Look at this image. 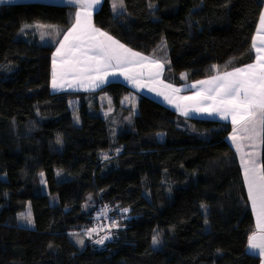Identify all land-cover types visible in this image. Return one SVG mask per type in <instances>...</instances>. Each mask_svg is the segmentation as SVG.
Returning a JSON list of instances; mask_svg holds the SVG:
<instances>
[{
  "label": "trees",
  "instance_id": "1",
  "mask_svg": "<svg viewBox=\"0 0 264 264\" xmlns=\"http://www.w3.org/2000/svg\"><path fill=\"white\" fill-rule=\"evenodd\" d=\"M124 4L116 15L105 0L95 25L144 55L166 52L167 82L192 83L214 75L213 65L230 71L254 60L264 0ZM76 10L0 3V264H260L247 247L255 218L231 123L185 118L136 94L132 121L112 125L99 99L110 96L123 111V99L134 93L128 86L52 92V55L63 32L42 43L36 31L21 29H67ZM41 173L58 196L55 205L41 192ZM90 197L128 212L116 214L111 240L81 249L71 234L93 225ZM28 203L33 228L18 222ZM157 234L162 246L155 249Z\"/></svg>",
  "mask_w": 264,
  "mask_h": 264
},
{
  "label": "snow or ice",
  "instance_id": "2",
  "mask_svg": "<svg viewBox=\"0 0 264 264\" xmlns=\"http://www.w3.org/2000/svg\"><path fill=\"white\" fill-rule=\"evenodd\" d=\"M8 2L0 0V3ZM67 3L77 9L71 14L67 29L40 23L25 24L21 29L22 32L29 27L37 29L41 41L63 32L62 39L56 41L52 55V89L95 90L109 83L110 77L119 76L134 88L147 87L149 91L156 92L185 117L198 113L229 121L232 126L229 140L239 155L247 198L255 216V228L248 236L247 247L258 250L259 256L264 258V164L259 158V147L264 144V11L259 15L258 27L251 40L253 62L230 71H221L213 65L214 75L192 83L190 87L196 91L191 95H180L181 88L162 79L166 60L157 58L155 53L148 56L134 51L94 25L93 12L102 4V0H67ZM111 8L113 12L123 10L124 0H112ZM158 47H166V44ZM181 79L186 80L187 73H181ZM125 100L132 102L134 97H125ZM76 119L78 121V117ZM104 158L108 159L106 155ZM107 210L105 206L104 215H107ZM122 211L127 213L128 209ZM21 217L29 225L33 223L30 211L27 215L21 214ZM109 227L117 228L119 224L113 220ZM96 231V228L89 229L86 234L90 237ZM110 238L109 231L95 243L102 245ZM78 243L83 244L84 241L78 240ZM159 243V235H154L152 244Z\"/></svg>",
  "mask_w": 264,
  "mask_h": 264
},
{
  "label": "rangeland",
  "instance_id": "3",
  "mask_svg": "<svg viewBox=\"0 0 264 264\" xmlns=\"http://www.w3.org/2000/svg\"><path fill=\"white\" fill-rule=\"evenodd\" d=\"M111 2H112V0H111ZM124 11H125V4H124V9L123 10L117 9V12H114V13H116V15H117V14L122 13ZM28 25H32V24H28ZM24 30L32 31V27L25 28ZM35 30H37V29H35ZM38 33H39V31H38ZM25 37H27V36H25ZM53 40H54V36H49V37H46L45 40H43L41 42L42 43H50ZM156 57L167 61V63L165 64V70H164V74H165L166 66L169 64V58H168L167 53L166 52H161ZM164 80H165V78H164ZM170 84H173V83H170ZM186 84H189V83H186ZM186 84H183V85H186ZM173 85H175V84H173ZM175 86H182V85H175ZM126 97H129V98H133L134 97V101L130 102V101L125 100V98H124L123 102H122L123 105H124L123 106L124 109H123V111H119L118 112L113 100L111 99V97L110 96L104 97V96L101 95V98L99 99L100 109H101L102 113L106 117L112 119V125H115V123L120 125L119 122H121V124H122L124 122L129 123V122L132 121L133 112H135L136 109H137L138 97H137V95L135 93L129 94ZM117 129H119V128H117ZM259 151H260V157L259 158H260V161L262 163L261 145L259 147ZM40 180H41V183H42L41 192L48 195L50 203L52 205L57 204L59 202L58 196L56 194L50 193V191L48 190V187L46 185L45 173H43V176L40 175ZM85 206H86L87 210H90V209L96 210V212L94 213L93 220H92L93 221V225L91 227L83 229L82 231L72 232L71 238L81 249H84L87 246V244H94V245H96L98 247H101L108 240H111L113 238L114 230L116 228H110L109 226L111 225L113 220H115V221L117 220L118 217H117L116 214H118V215L119 214H124V212L122 210H112V208H110L107 204L99 202L96 198H93V197H90L88 199V201L85 204ZM105 206H107V209H108L107 210V215H104ZM250 206H251V204H250ZM29 211L31 212V217H32V221H33V223L31 225L28 224L27 220L22 219V217H21V214L27 215ZM122 217H127V215H125V216L123 215ZM18 222H19V224L21 226L27 227V228H33L35 226L31 203H28L27 208L23 212L18 214ZM118 222L119 221H117V223ZM93 228H96L97 231L93 232L91 234V236L89 237L86 233H87V231L89 229H93ZM109 231L111 232V238L110 239L105 240L104 244H102V245L95 243V241L97 239H99L101 236L107 235ZM73 234H76V235H73ZM78 240H83L84 243L80 244V243H78ZM161 246H162L161 242L159 244H157V245H153V247L155 249H158Z\"/></svg>",
  "mask_w": 264,
  "mask_h": 264
},
{
  "label": "crops",
  "instance_id": "4",
  "mask_svg": "<svg viewBox=\"0 0 264 264\" xmlns=\"http://www.w3.org/2000/svg\"><path fill=\"white\" fill-rule=\"evenodd\" d=\"M104 1H105V0H102V4H103ZM28 2H43V3L59 4V5H71V4L67 3V0H9L8 3H28ZM102 4H101L98 8H96V9L94 10V12H93V23H94V15H95V13L101 8ZM111 4H112V2H111ZM72 6H74V5H72ZM262 11H264V7H263V10H262ZM94 25H95V24H94ZM95 26H96V25H95ZM257 27H258V26H257ZM32 30L36 31L37 35L40 37V35H39V33H38L37 30H35L34 28H32ZM54 52H55V51H54ZM109 79H110V82H109V83H111V82H120V83H122V84L128 86V87H129V88H130L135 94L143 95V96L149 97V98H151V99H153V100H155V101H157V102L163 104L164 106H166V107H168V108L174 110V111L177 112L180 116H183V115L180 114L179 111H177L176 108H174L172 105L168 104L167 101H165V100L163 99L162 96H158V95L156 94V92H154V91H149L147 87L142 88V89L134 88V87L132 86V84L128 83L127 81L124 80L123 77H119V76H118V77H114V78H113V77H110ZM162 79H163V81H164L165 83L170 84L169 82H167V81L164 80V72H163V75H162ZM206 79H207V78H206ZM145 82H147V78H145ZM195 82H196V81H195ZM195 82H192V83H195ZM109 83H106V84L102 85L100 88H97V89H95V90H92V89L84 90V89H81V88H70V89H65V90L55 91V90L52 89V87H51V90H52L53 93H61V92H83V93H89V92H95V91H97V90L103 88L104 86H106V85L109 84ZM192 83H189V84H186V85H182V86H175V85H173V84H171V85H173L174 87H179V88L182 89L180 95H191L194 91H196V89H193V88L190 87V85H191ZM187 89H188V90H187ZM183 117H185V116H183ZM185 118L209 119V120H216V121H220V122H228V123H230L229 121H223V120H220V119H219L218 117H216V116H207L206 114H198V113H190L189 116H187V117H185ZM229 137H230V136H229ZM230 143H231V141H230ZM262 145H263V144H261V151H262V147H263ZM232 146H233V145H232ZM233 148L235 149L234 146H233ZM248 150H249V149H245V151H248ZM235 151H236V149H235ZM259 153H260V151H259ZM236 154H237V152H236ZM237 156H238V158H239V155H238V154H237ZM239 161H240V158H239ZM240 164H241V163H240ZM242 174H243V169H242ZM253 214H254V213H253ZM254 218H255V216H254ZM248 251H249L250 253H252V254H255V255L259 256V254H258V250H250V249H248ZM259 257H260V256H259ZM262 259H264V258L260 257V264H262Z\"/></svg>",
  "mask_w": 264,
  "mask_h": 264
}]
</instances>
